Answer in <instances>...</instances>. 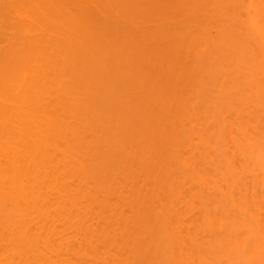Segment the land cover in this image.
<instances>
[{"label":"bare ground","instance_id":"obj_1","mask_svg":"<svg viewBox=\"0 0 264 264\" xmlns=\"http://www.w3.org/2000/svg\"><path fill=\"white\" fill-rule=\"evenodd\" d=\"M210 3L218 33L207 34L212 18L204 15V48L210 54L203 67L206 78L196 74L195 91L189 87L190 96L199 95L194 107L198 104L200 121L183 132L195 146L189 143L185 154L179 148L172 152L177 159L172 168L181 175L165 180L160 192L159 187L143 191L151 199L144 203V194L137 193L140 180L129 183L136 185L123 196L124 183L107 176L125 174L136 150L155 140L141 141L135 150L113 142L131 130L123 117L133 108L128 95L116 88L120 74L112 57L98 46L111 33L93 34L85 10L74 11L70 0H12L23 21L19 44L12 43L0 57V234L6 235L5 264H62L66 260L60 250L84 247L69 232L98 235L89 245L93 250L125 243L129 251L116 264H264V0H207L204 6ZM200 39L198 31L191 37L196 47ZM131 45L139 46L135 41ZM116 59L126 66L122 52ZM166 133L162 140L170 136ZM88 136L92 142L82 149ZM198 153L204 167L197 166ZM105 164L109 168H98ZM142 169L143 175L150 172L148 166ZM182 189H189L184 197ZM109 193L117 199L107 197ZM114 204L118 215L101 230L85 222L90 211L98 208V216L104 217ZM144 212L148 215L141 224ZM149 213L154 218L146 222ZM126 224L131 228L119 241ZM58 232L64 236L55 241ZM141 252L145 260L152 253L150 261L139 260ZM101 261L109 264L112 259Z\"/></svg>","mask_w":264,"mask_h":264},{"label":"rangeland","instance_id":"obj_2","mask_svg":"<svg viewBox=\"0 0 264 264\" xmlns=\"http://www.w3.org/2000/svg\"><path fill=\"white\" fill-rule=\"evenodd\" d=\"M161 1H163V4ZM205 1L207 0H70V6L74 11L81 12V10H85V16L88 18L87 20L89 21V25H91L90 29H92L93 34L100 31L111 33L112 37H107L108 41L102 42V44L98 46H100V48L105 51L104 52L101 49L104 54L106 53L108 54V56L112 57L110 58L111 62L116 65L115 73L120 74V78L116 83V88L117 90H123V92L128 95L129 99L126 100L131 102L130 104H132L133 112H137V115H133L132 111H130L132 113L129 112L130 114H124L125 116L123 118L128 123H130L131 126L129 129L131 130L128 129V134L113 142L122 143L127 150H135V148H137L138 144L141 141L146 140L147 142H149L150 138L156 140L158 135L159 137L161 136V139L157 138L162 141H159L160 145L158 144L159 142L157 143V140H154L157 145L152 140L153 143L151 141L148 143L149 147H144L139 151L136 150L139 153L136 152L137 155L128 163V170L125 172V174L118 173V170L117 173L115 172L116 174L114 172H110L109 175H107L108 173H105L108 176L109 180H117V184L118 182L124 183L125 186L121 188L120 195L123 194V196H126L128 191L132 193V189L130 190L129 188H133L134 185H136V183H134V185L131 184L132 186L128 187V185H130L129 183H131L132 181L136 182L140 180L141 187H139L141 188V193H139L138 191L137 193L141 195L143 191L146 192L148 190H151V188L153 189V187L157 190V187L161 185L165 186L167 184V182L166 184L164 183L165 180L168 181L169 179H172L173 181L179 178L180 172H178V169L175 170L174 168H172L173 166H175V161H177V159H175V155L172 154V152H174L175 149L177 150V148H179L180 150H178L180 152H183L184 154L187 153L184 152V150L185 148L189 147L190 142H188L189 140H186L187 138L185 139L186 134H184L183 132L186 133V129L190 125L194 124L193 126H196L197 121H200L197 118L200 117V115H198L200 113L196 112V107L198 104L194 107V101H197V99H199V95L198 97L195 96L196 99H194L195 97L192 96L196 95L197 92H195V94L194 92H192L193 95L190 96V90L192 91L196 89V81H194V76L196 74L198 76L205 75L206 78V72H204L203 70L207 67L205 66V60L210 56V54H208V52L204 48L208 40V38H206V36L202 34L204 32L205 24L202 25L201 20L202 18L204 19V15L207 17V19L212 18L209 20L211 25L207 26L206 28V30L208 31L207 34L210 36H214L218 33L216 31L218 19H215V17H213V15L215 14V6H213L212 3L204 6ZM11 2L12 0H0V57L6 54V50L12 43L16 42L17 44H19L21 40H19V38L21 36V23L23 21V16L17 13V9L14 7L15 5H12ZM157 7H159L158 10ZM196 31H198V37L201 38L200 40H198V47H196L191 41V37ZM90 34L91 32L89 33V36L93 37V34ZM133 41H135L139 46L131 45ZM98 46L96 45L95 47L98 48ZM127 46L129 47V49L126 51ZM120 49L122 51H118ZM117 51L119 53L122 52V54L125 56L126 61L128 59V63L125 61L126 66L122 67V62L119 63L117 61ZM107 63L109 64V62ZM113 66L114 65H112V67ZM120 80L121 82L119 83ZM189 87H191L190 90ZM200 87H197V89H200ZM201 91H199L198 93H201ZM204 91L206 90L204 89ZM201 97L203 99V93ZM165 130L166 132H169L168 136H170L168 138H166L167 133L165 132ZM163 135H166V137H164L166 138L165 140H162ZM151 136H155L156 138H152ZM88 137L84 140L82 149H85V147L87 148V146L92 142L93 138L91 136L89 138ZM228 141L231 142L232 140L228 139ZM150 144H154L153 149V146ZM191 144L192 143H190V145ZM194 146L195 145L193 144L191 145V147ZM230 146L229 149L231 151L232 148ZM197 148L198 151H205L203 149V146L200 144H198ZM113 152L111 153L113 154ZM163 154L164 156H162ZM113 155H111V159L113 158ZM170 156L171 158H174V160H171ZM199 159L201 160L203 158H200V155L198 153V160L196 161L198 164L197 166L198 168L204 167L203 165L205 164H201V161ZM107 161H105V163ZM204 161L208 164V161L206 159ZM110 163L113 164V162ZM110 163L108 165H110ZM108 165H98V168H109ZM94 166L97 167V163ZM144 166H148V168L150 169L149 173H144L145 175H143L142 173V168ZM108 168H106V171H109ZM208 171L210 170L208 169ZM91 182L92 181H90V183ZM137 183H139V181ZM89 186L84 185L83 189H87L89 188ZM192 188L196 187L192 186ZM118 189L119 188H117V191H119ZM138 189L139 188L137 184V190ZM82 190L80 192H82ZM184 190L182 189V191H180V194L184 192L183 197L187 194L189 189L186 190L187 192H185ZM160 191L162 190L159 187V192ZM156 192L157 191H155V194ZM148 193L151 194L150 191ZM152 193H154V191H152ZM138 194L136 197H138L137 200L139 201ZM143 194V198L146 199V193ZM110 195L111 196L107 195V197H111L112 199V194ZM116 195L112 200L115 201V199H117ZM142 196H140V198ZM147 196H149V194ZM101 197L104 198V195ZM94 198V200H96V196ZM150 200V198H147L145 200L146 202H143L147 203ZM105 201L106 200L102 202ZM114 201H111L112 204L114 203ZM89 203H86V205ZM115 203H117L118 205L117 201ZM120 203H122V200ZM117 205L114 204L112 208L110 207L111 209L107 210L108 214L104 217H99V209L95 208L93 213L92 211H90L93 216L91 217V214L90 216L88 214V218L86 219L87 221L85 222L89 224L92 229H95L97 231L101 230V228L106 226L110 221L115 219L114 217L116 215H118L117 213L119 207ZM157 209H160V207H157ZM157 209L154 210L156 211V213L151 210L152 212H154V217L155 214L157 215ZM161 210L163 211L162 208L160 209V211ZM127 211L129 212L130 210ZM146 212H144L143 214H145ZM150 213L149 216L151 215ZM147 215L148 214L146 213L143 219L140 218L139 222L141 221V224L144 223V221L142 220H144ZM151 216L146 218L147 220L145 219V221L147 222L151 220V218H154L153 216ZM126 223L130 225L131 221H129V223ZM127 224L123 226L126 228H123V230L121 229L122 231L120 230L119 234L117 235L120 238L119 241L123 239V237H126L128 235L126 233L127 231L125 230L130 229L131 226L127 227ZM169 224L171 226L172 221ZM132 227H134V225ZM69 233V236H71L74 241H81L84 244V247L79 248L77 246V248L74 250H60L58 253L59 256L66 260V262L62 264H69L67 262L68 260H73L71 264H105L101 261L105 258L112 259L109 264H116L114 261H116L120 257L122 259L124 257L125 259L126 253L127 251H129L124 245L125 243H122L120 245L118 243L114 247L107 249L102 248L93 250L89 245L92 243H96L99 240L98 235L92 233ZM111 235L113 236L114 233L112 232ZM63 236L64 235H62L61 232H58L56 235H54L53 239L55 241L60 240ZM5 238L6 235L0 234V264H5L6 260L5 256L7 254V247L5 245L6 241H4ZM123 245L126 248H124ZM125 249L127 251H125ZM143 252L144 255H142V252L141 254H138L140 258L139 260L145 262L150 261L152 253L150 254V257L148 256L149 254L146 255L148 256L147 258L149 260H145V253H147V251ZM149 252L152 251L148 250V253ZM141 255L144 256V258L142 257V259L144 260L141 259ZM76 256H78V259ZM137 260H133V263L134 261L138 263L139 260ZM126 264L129 263L126 262Z\"/></svg>","mask_w":264,"mask_h":264}]
</instances>
